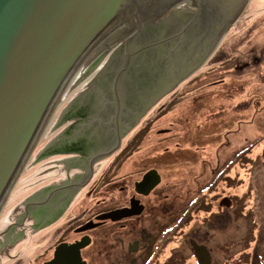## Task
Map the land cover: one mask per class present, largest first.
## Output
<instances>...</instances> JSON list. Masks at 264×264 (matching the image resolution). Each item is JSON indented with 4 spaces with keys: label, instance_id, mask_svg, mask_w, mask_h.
Masks as SVG:
<instances>
[{
    "label": "flooded vegetation",
    "instance_id": "1",
    "mask_svg": "<svg viewBox=\"0 0 264 264\" xmlns=\"http://www.w3.org/2000/svg\"><path fill=\"white\" fill-rule=\"evenodd\" d=\"M155 55L132 53L129 66L142 70L123 74L125 55H114L64 107L53 140L34 156L45 167L34 191L2 232L0 264H264V183L259 230L249 229L244 140L213 155L205 152L211 138L192 148L150 144L160 119L150 115L181 85L158 96L174 77L159 75ZM157 130L170 135L173 124ZM231 141L229 134L221 144ZM233 223L245 225L237 231ZM251 237H259L258 252ZM193 242L206 251L196 254Z\"/></svg>",
    "mask_w": 264,
    "mask_h": 264
},
{
    "label": "water",
    "instance_id": "2",
    "mask_svg": "<svg viewBox=\"0 0 264 264\" xmlns=\"http://www.w3.org/2000/svg\"><path fill=\"white\" fill-rule=\"evenodd\" d=\"M250 1L0 0V212L40 139L114 55H125L123 74L142 70L132 53H156L159 75L174 77L163 97L215 55Z\"/></svg>",
    "mask_w": 264,
    "mask_h": 264
},
{
    "label": "rangeland",
    "instance_id": "3",
    "mask_svg": "<svg viewBox=\"0 0 264 264\" xmlns=\"http://www.w3.org/2000/svg\"><path fill=\"white\" fill-rule=\"evenodd\" d=\"M238 25L196 74L164 98L161 103L164 111L158 110L161 104L153 108L155 111L152 110L150 116L160 119L157 125L150 127L148 137L154 149H159L164 141L166 145L186 141L192 143V148L207 145V138L215 139L205 150L211 155L216 154L217 149L232 153L240 149L244 140L247 222L249 229L259 230V183H264V0H251ZM172 124L170 135L157 134V129ZM55 131V126L51 127L48 137L40 139L33 151L26 170L0 212V230L11 221L13 211L24 196L34 191L33 184L38 182L36 179L45 168L34 162V156L48 147ZM229 134L230 146L227 142L221 144ZM184 148L190 149L189 146ZM200 154L205 153L200 150ZM256 218L258 224L252 222ZM243 224L233 223L232 230L244 228ZM255 239L258 242V237L248 238V247L256 245Z\"/></svg>",
    "mask_w": 264,
    "mask_h": 264
},
{
    "label": "trees",
    "instance_id": "4",
    "mask_svg": "<svg viewBox=\"0 0 264 264\" xmlns=\"http://www.w3.org/2000/svg\"><path fill=\"white\" fill-rule=\"evenodd\" d=\"M258 223V222H257ZM257 238V237H256ZM259 238V237H258ZM257 239H255V241H256ZM255 243V242H254ZM256 245H255V249L254 250H256V248H257V245H259V240H258V242L256 241V243H255ZM254 247V246H253ZM250 255V254H249Z\"/></svg>",
    "mask_w": 264,
    "mask_h": 264
}]
</instances>
